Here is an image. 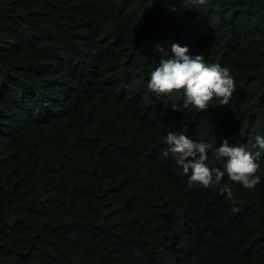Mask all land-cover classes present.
I'll return each mask as SVG.
<instances>
[{
  "label": "trees",
  "instance_id": "obj_1",
  "mask_svg": "<svg viewBox=\"0 0 264 264\" xmlns=\"http://www.w3.org/2000/svg\"><path fill=\"white\" fill-rule=\"evenodd\" d=\"M172 43L230 70L228 105L147 89ZM168 131L256 151L264 0H0V264H264V156L229 201L188 187Z\"/></svg>",
  "mask_w": 264,
  "mask_h": 264
},
{
  "label": "clouds",
  "instance_id": "obj_2",
  "mask_svg": "<svg viewBox=\"0 0 264 264\" xmlns=\"http://www.w3.org/2000/svg\"><path fill=\"white\" fill-rule=\"evenodd\" d=\"M157 51L163 56L149 73L146 87L154 95L169 100L182 97V103H171L173 111L206 110L213 101L229 104L236 83L227 67L206 62L203 55L192 53L186 44L172 43L169 49L157 46ZM254 141L256 151L252 152L245 145L231 144L227 138L217 146L209 141L193 140L183 131H168L161 154L163 157L171 154L177 168L187 177L189 188L220 185L224 198L234 202L232 185L221 181L227 177L246 190L260 183L258 172L259 161L264 156V135H255ZM209 152L217 161H223V167L209 166Z\"/></svg>",
  "mask_w": 264,
  "mask_h": 264
}]
</instances>
